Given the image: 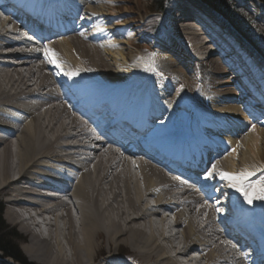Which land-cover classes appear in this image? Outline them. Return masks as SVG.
<instances>
[{
	"label": "bare ground",
	"instance_id": "obj_1",
	"mask_svg": "<svg viewBox=\"0 0 264 264\" xmlns=\"http://www.w3.org/2000/svg\"><path fill=\"white\" fill-rule=\"evenodd\" d=\"M29 1L40 11L38 15L52 21L47 28L57 27L59 33L50 40L49 35L44 36L40 50H20L7 36L25 25L15 19L19 11L0 0V58L6 59L0 60V133L5 135H0V197L5 201L6 221L29 235L23 248L28 260L96 264V257L103 253L100 249L105 248L108 255L102 259L107 264H244L243 249L232 246L234 242L221 233L222 211L217 210L216 220L211 202L231 203L239 222L264 237V200L248 204L219 176L220 172L247 170L255 174L246 184L264 182V118L259 120L264 113L257 102L264 97L261 58L251 53L221 13L202 0L168 1L163 22L172 35L164 38L166 43L154 45L150 58L136 56L144 65L133 64L129 57L133 42L105 40L111 31L99 27L103 20L114 21L118 34L136 27L134 22H121L128 15L115 16L113 0H83L81 15L87 19L77 20L76 16L70 26L55 17L54 5L48 6L51 0ZM8 23L13 24L12 30L6 29ZM43 28L37 26L33 31ZM51 53H55L56 63L51 62ZM207 54L212 58H204ZM103 71L111 78L102 77ZM121 74L132 80L118 84L116 77ZM151 78L174 92L158 88L159 95L161 90L166 92L160 100L175 96L171 104L158 103ZM182 78L186 84L201 82L188 105L170 82L179 81L182 86ZM66 90L83 105L92 106L100 122L112 115L145 122L137 139L141 144L155 145L168 155L176 145L190 154L200 152L195 166L204 162L201 137L211 136L213 144L223 150L214 161L207 160L199 178L183 181L178 171H165L137 157L133 160L113 143L102 142L88 121L64 102ZM148 96L152 98L148 103L142 101ZM174 99L183 111L172 105ZM241 100L240 107L230 105ZM141 101L144 106L137 112L129 106L143 105ZM155 112L159 117L149 122ZM253 123H257L253 132L241 141L235 139ZM208 128L213 133L206 132ZM222 129L233 132L232 138L217 133ZM91 144L98 147L92 149ZM229 150L230 155L225 156ZM40 183L59 186L68 194L64 213L56 212L63 200L46 205V199L38 197ZM162 209L173 213L170 227L180 229L177 235L169 230L168 218L159 216ZM172 236H178V248L172 245ZM121 249L129 252L124 260L118 258Z\"/></svg>",
	"mask_w": 264,
	"mask_h": 264
},
{
	"label": "rangeland",
	"instance_id": "obj_2",
	"mask_svg": "<svg viewBox=\"0 0 264 264\" xmlns=\"http://www.w3.org/2000/svg\"><path fill=\"white\" fill-rule=\"evenodd\" d=\"M70 1L73 3V5H74V3H75V5H79V3H81L80 0H70ZM113 1H114L115 5H116V10L114 12V13H116L115 16H117V17H121V16L123 17L124 16L125 17L126 15H128L129 17L125 20L126 22L125 21H121V22L124 23V24L125 23L134 22L135 23L134 25L136 27L134 29H127L124 32H120L118 34L119 30H115V27H114L115 22L114 21L103 20L102 22H104V23H101L99 25V27L100 28H104L106 30V32L111 31L108 34V36L106 37L105 40L106 41L108 40L109 42H112V44H114L115 42L117 43V41L118 42L122 41V42H124V44H126L127 41L133 42L135 46L130 48L129 57H130V59H132V63L133 64L135 63L136 65L137 64L144 65L145 64L144 60L142 58H140V60H141L140 61L139 59H136V56H141L144 59L150 58L152 56L151 54L155 50L154 45H156L158 42H161V43L163 42V44L166 43V40L164 38H167L168 35H170V36L172 35V33L169 32L166 24L163 22L164 21L163 13H164V11L166 9L165 7H166V5H167L169 0H163V3H162L163 10H162V12L160 14L153 11V9L155 8V5L158 2L157 0H113ZM199 1H201V0H199ZM202 1L205 2L206 5L209 6L211 9H213L215 12H217L216 9L214 8V6L211 3H209L208 1H205V0H202ZM225 3L230 8L229 9L230 11L229 10L226 11L224 13L225 15L222 13L224 15V18L227 19L234 26V31L236 30L235 34L240 36V38H242L241 39L242 42L245 43V45H247L250 48L251 53L256 55L258 58H261V63L264 66V27L261 26L262 20H260L264 16V0H225ZM91 6L93 8H95V9H97L96 5H91ZM106 11H108V10H106ZM77 13H78V14H76L77 20L79 19V16L81 17L80 19H82V18L87 19L86 18L87 16L85 17L84 15H81L82 14L81 8L78 10ZM235 15H238V18L239 19L242 18L244 21L241 19L242 23L239 22V24H238L237 23V17ZM1 18H3V17L1 16ZM88 19H89V17H88ZM102 19H103V17H101V20ZM106 19H108V18L106 17ZM263 20H264V18H263ZM246 21H247V23H246ZM93 22L95 23V21H93ZM92 26H93V23L88 25L87 26V31H89V32L92 31L93 30ZM5 27L8 30H12V26L9 23ZM243 32H245L246 35H244ZM13 36H14L13 34L12 35L9 34L7 37H8V39H12V38H14ZM98 42L102 43V39H99ZM122 46L121 47L124 50L127 48L126 45H122ZM140 46H142V47H140ZM142 51H143V53H142ZM167 51L172 54L171 50H167ZM114 52L118 53L119 51L117 49ZM193 56H195V55H193ZM211 56H213V55L212 54H207V55H205L204 58H208V57H211ZM191 61L193 62L194 60H191ZM101 76L105 77L107 79H109V77H110V75L107 72H104V71L101 74ZM225 77L227 79H229L228 75L225 76ZM116 78H117L116 79L117 81L126 80V81L130 82L132 80V78L130 76L123 75V74L118 75ZM151 80H152V84L155 85V88H157L155 96L158 97V101H159L158 103H160V104L161 103H167V102L170 103V99L175 97V96L172 97L170 95L169 98H166L167 97V95H166V97H164V98H166V99H164V101L160 100L162 98L163 94H165L168 91L165 88H162L163 87L162 86L163 83L160 85L158 83L159 80H157L155 78H151ZM173 81L175 82V84H174ZM170 82H172V84L175 86V89H177L179 91V93L183 94L181 99H182V101H184L185 105L190 104V102H192V100L194 98H196V95L198 93V85H200L199 87H201V82L199 80H198V83L190 82V84L189 83L186 84L187 80H185V78L184 79L182 78V80H181L182 86L178 85L179 81L177 82L175 80H171ZM166 84L170 85L168 83H166ZM173 85H170V86H173ZM160 87H161V89L166 90L165 93L163 92V90H161L162 95L158 94V93H160V91H159ZM158 88H159V90H158ZM168 93H171V92H168ZM171 94L174 95V92L171 93ZM243 102L244 101L241 100V101H239L237 103H233V104L230 103V105L239 106L240 107ZM156 103L157 102H156V99H155V104ZM172 105L173 106L175 105L178 110L183 111L182 107H179L177 99L173 100ZM262 112L264 113L263 109H262ZM263 118H264L263 114L260 113L259 120H263ZM256 127H257V123L250 124L247 127V130H243V132L239 133L238 136L236 135L237 137H235V139L241 141L242 139H244L248 135V132H253V130H255ZM209 130H212V129H209ZM208 132H211V131H208ZM211 133H213V132H211ZM227 136L232 138L231 137L232 136L231 131H229V133H227ZM231 151L232 150H229V151L225 152L226 153L225 156H229ZM262 162H264V161L262 160ZM4 203H5L4 198L2 199L0 197V206L2 208L1 218H2L3 223H4L3 233L6 235L5 238L8 239L9 241H11V243H15V244H17L15 242V240L20 239L19 243H18L19 244L18 248L20 250V253H21L24 261L27 264H36V263L31 262L30 260H28V258L25 255V252L23 251V248L27 247V245H28L29 235L25 234L26 232H24V233L21 232L19 225L10 224V223H8L6 221V219H5V204ZM166 210L163 209V210L159 211V213H160L159 216L167 217L168 218L167 219V221H168L167 225H169V227H170V225H174L173 224L174 223V221H173L174 220L173 219V213H171L169 211H166ZM152 218L159 219L158 217H155V216L152 217ZM172 227L169 228V230L172 231V234H176L177 235V232L180 229H177L174 226H172ZM176 237L172 236V238H173L172 245L175 244L174 246L176 248H178L179 247L178 241H180V240L178 239V236H176ZM171 242H172V240H171ZM174 246H172V247H174ZM100 250L103 253H100L98 255V257H96V259H97V260H95L96 264H102L103 259H105V257L108 255L105 248L100 249ZM121 250H122L121 252L124 251L123 253L129 255L128 251H126L124 249H121ZM194 255L196 257L197 256L199 257V254H193V257H194ZM1 256H2V254L0 253V257ZM6 260L10 264H20V263H17L15 261H12L9 258L6 259Z\"/></svg>",
	"mask_w": 264,
	"mask_h": 264
},
{
	"label": "snow or ice",
	"instance_id": "obj_3",
	"mask_svg": "<svg viewBox=\"0 0 264 264\" xmlns=\"http://www.w3.org/2000/svg\"><path fill=\"white\" fill-rule=\"evenodd\" d=\"M51 62L56 63L55 53H51ZM59 66L60 65L57 64V67ZM233 151H235V149H233ZM213 172H216L215 166H213ZM254 174V172L245 170L240 173L220 172L219 176L221 180L228 181L229 188L239 192L248 204H252L253 200H264V182L257 185L245 183V181Z\"/></svg>",
	"mask_w": 264,
	"mask_h": 264
},
{
	"label": "trees",
	"instance_id": "obj_4",
	"mask_svg": "<svg viewBox=\"0 0 264 264\" xmlns=\"http://www.w3.org/2000/svg\"><path fill=\"white\" fill-rule=\"evenodd\" d=\"M157 4L155 5V8L153 9L154 12L160 13L163 9V0H157ZM209 1L217 10H219L221 13H225L228 11L230 8L228 5L225 3V0H206ZM230 11V10H229ZM225 15V14H224ZM237 17V23L241 22L242 20L238 18V15H235ZM244 21V20H243ZM242 23V22H241ZM247 23V21H246ZM237 25V24H236ZM244 35H246L245 32H243ZM2 215V208L0 206V253L2 256L0 257V264H10L6 259H11L12 261H15L20 264H27L18 248V243L20 239L15 240V243H11L8 239H6V235L3 233L4 229V223L1 218ZM3 259V260H2Z\"/></svg>",
	"mask_w": 264,
	"mask_h": 264
}]
</instances>
